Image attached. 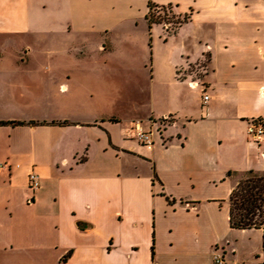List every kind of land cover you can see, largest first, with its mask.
Returning a JSON list of instances; mask_svg holds the SVG:
<instances>
[{
	"label": "crops",
	"instance_id": "1",
	"mask_svg": "<svg viewBox=\"0 0 264 264\" xmlns=\"http://www.w3.org/2000/svg\"><path fill=\"white\" fill-rule=\"evenodd\" d=\"M151 1L188 19L150 25L149 0H0V264H264L262 230L229 216L240 176L264 173L247 134L264 118V0ZM140 72L132 112L78 98Z\"/></svg>",
	"mask_w": 264,
	"mask_h": 264
},
{
	"label": "trees",
	"instance_id": "2",
	"mask_svg": "<svg viewBox=\"0 0 264 264\" xmlns=\"http://www.w3.org/2000/svg\"><path fill=\"white\" fill-rule=\"evenodd\" d=\"M149 11L147 20L150 25L164 22V16L171 13L177 18L176 26L188 19L178 18L172 11L171 7L155 5L151 0L148 3ZM12 122H1V124ZM230 224L236 229H260L263 232V251H264V173L254 170L243 173L230 197ZM68 256H65L66 259Z\"/></svg>",
	"mask_w": 264,
	"mask_h": 264
},
{
	"label": "rangeland",
	"instance_id": "3",
	"mask_svg": "<svg viewBox=\"0 0 264 264\" xmlns=\"http://www.w3.org/2000/svg\"><path fill=\"white\" fill-rule=\"evenodd\" d=\"M164 17V22L167 23H173L176 24L175 21H177L176 17H173L171 13H168L167 16H164V13H161ZM149 44L145 43V45H141L140 49H137V53L141 56L148 55L150 53L149 51ZM90 54L92 56L100 57L103 55V53H97V50H91V53L88 52L87 49L83 51L81 55H87ZM120 53L111 54V53H105L104 55L108 57H112L113 55H120ZM80 55V54H79ZM119 76V77H118ZM148 82L147 75L140 72L139 74L132 75H117V77H112L111 80L107 79L106 85L104 89H101L102 95L104 101H101V98L95 94V92H92V94H86L84 96H79L80 99H85L86 102L89 101L91 104L97 105L99 108H103L105 110H113V109H119L120 112L123 113H129L132 112L133 106L135 104H141L147 102V94H146V87L143 89V85H146ZM136 83V84H134ZM134 84V85H133ZM100 94V93H99ZM50 95L46 93L45 89H43L40 93H37V95L33 98V101L36 99L37 103L38 101H41V106L44 108L49 107V97ZM67 94H59L58 98L60 100L66 99ZM75 97V96H74ZM113 97H116L119 101L117 103L111 101ZM21 97L16 96V99H20ZM30 96H26L27 104H29ZM57 97H53V100H56ZM77 98V99H78ZM71 99L70 97L68 98ZM31 101V100H30ZM34 104V103H33ZM39 104V103H38ZM146 104V103H145ZM144 104V106H145ZM136 121V120H135ZM133 123V122H132Z\"/></svg>",
	"mask_w": 264,
	"mask_h": 264
},
{
	"label": "built area",
	"instance_id": "4",
	"mask_svg": "<svg viewBox=\"0 0 264 264\" xmlns=\"http://www.w3.org/2000/svg\"><path fill=\"white\" fill-rule=\"evenodd\" d=\"M166 28L170 31L176 27V24L164 22ZM191 70H195L196 68H202L201 64H195L189 67ZM209 99V95H204V102L206 103ZM177 118L173 114H165L161 118L154 120L153 123L158 125V131L162 134L166 131V129L170 126H173L177 123ZM132 129L135 132V138L144 145H151L153 143V132L146 131L143 128L142 121L136 120L133 121ZM247 134L250 139L254 142L259 143L264 138V118L263 117H255L251 118L248 121ZM29 187L34 194L40 187V178L39 175L32 171L29 175ZM33 200V196L30 198V201ZM213 260L215 264H227L224 258V255L218 252H214Z\"/></svg>",
	"mask_w": 264,
	"mask_h": 264
}]
</instances>
